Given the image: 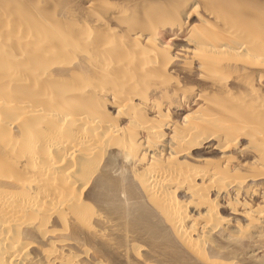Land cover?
I'll return each mask as SVG.
<instances>
[{"label":"bare ground","instance_id":"1","mask_svg":"<svg viewBox=\"0 0 264 264\" xmlns=\"http://www.w3.org/2000/svg\"><path fill=\"white\" fill-rule=\"evenodd\" d=\"M0 264H264V0H0Z\"/></svg>","mask_w":264,"mask_h":264}]
</instances>
